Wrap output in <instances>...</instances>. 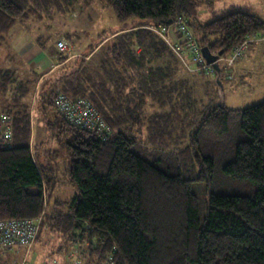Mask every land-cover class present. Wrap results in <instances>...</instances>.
I'll list each match as a JSON object with an SVG mask.
<instances>
[{"label": "trees", "instance_id": "trees-1", "mask_svg": "<svg viewBox=\"0 0 264 264\" xmlns=\"http://www.w3.org/2000/svg\"><path fill=\"white\" fill-rule=\"evenodd\" d=\"M79 1L87 7L94 2L0 0V49L7 47L0 55V220L43 215L37 241L45 229L66 235L72 244L80 242L88 264H264V98L243 109L228 108L224 98L207 100L222 90L221 60L220 75L215 71L201 84L193 72L186 74L185 64L196 73L204 70L186 52H176L185 44L175 27L169 29L174 19H184L201 46L222 52L221 59L261 34L264 19L235 6L216 12V0H104L122 25L102 31L87 51H75L69 33L52 41L36 36L42 49L58 56L57 68L42 73L11 50L17 25L66 15ZM203 5L212 10L206 21ZM61 40L68 50L59 49ZM62 96L88 100L107 132L70 122L57 105ZM5 116L14 133L11 144L3 138ZM234 117V133L242 138L217 162L214 155ZM34 118L71 155L67 177L77 188L72 198L51 201L57 180L37 160ZM176 125L189 126L188 134L175 133ZM184 136L190 142L177 152L187 176L180 166L164 170L133 150L142 141L152 149L170 148ZM196 162L201 173L194 178ZM218 165L255 188L249 194L209 193L202 219L193 181L213 176ZM5 258L0 255V264L11 263Z\"/></svg>", "mask_w": 264, "mask_h": 264}, {"label": "rangeland", "instance_id": "rangeland-1", "mask_svg": "<svg viewBox=\"0 0 264 264\" xmlns=\"http://www.w3.org/2000/svg\"><path fill=\"white\" fill-rule=\"evenodd\" d=\"M90 6H86V3L79 1L77 9L68 12L66 15L55 12L53 17H46L43 21L32 20L28 25L19 24L10 32V46L11 50L17 52L13 48L12 43L15 34L26 28L29 31L34 30L38 36H42L47 41L48 35L51 36V40L57 39L60 35H67L68 33L72 37V45L75 51L85 52L91 44L98 42L99 34L104 30L114 32L119 28L122 23L117 19L116 13L107 6L104 0H93ZM229 6H235L238 9L255 13L264 19V0H216L215 10L220 12L224 9H228ZM212 10L207 6L201 7V19L206 21L211 19ZM28 27V28H27ZM59 34V35H58ZM261 38L254 41L253 45L249 46L248 51L243 59L237 62L231 73H228L230 68L227 65L226 58L221 60V65L224 69V78L221 81V91L214 90V95L207 97H213L216 101L222 103L225 99V105L228 108H245L262 101L264 98V31L258 34ZM68 36V35H67ZM61 37V36H60ZM63 37V36H62ZM52 42H49L51 44ZM5 47V46H4ZM7 47L0 49V55H5ZM4 52V53H3ZM15 54V53H14ZM18 54V53H17ZM12 55V54H11ZM3 61V60H1ZM241 63V64H240ZM188 66V64H187ZM185 64L186 74L193 72L195 78L204 84V81L208 78H213L214 74L196 73L194 66H188ZM225 66H228V71ZM241 68V69H239ZM185 72V70H184ZM232 75V76H231ZM209 76V77H208ZM220 94L222 97H220ZM35 120V134H33L32 143L38 146V152L40 155L39 160L44 165L49 173L56 177V184L54 190V199H69L74 197L77 192L75 184H73L69 177H67V167L71 160V155L68 150L55 139L48 136V133L43 131L42 124H38ZM236 120L231 122V129L223 133L220 150L214 155L217 162L221 161L224 154L231 150L235 141L241 140V136L238 133H234L236 128ZM189 127V126H188ZM188 127L178 128L176 125L175 133L182 132L186 135L189 130ZM179 129V130H178ZM214 132V131H213ZM214 134H217L214 132ZM239 138V139H238ZM211 141L217 142V135H211ZM190 142V137L184 136V138L177 139L173 146L170 148L154 147L153 149L145 144L143 141L135 146L133 150L144 155L146 158L155 161L162 169H171L173 171L179 170L180 160L177 150L184 148ZM47 151L53 152V155L44 153ZM197 174L194 178L200 176L201 165L195 163ZM185 176L182 166L179 167ZM193 190L198 195L200 201V217L205 218L208 211V198L211 192L218 193H232V194H249L255 188V186L248 180H241L234 178L227 174L220 165L216 167V172L213 176L207 173L206 178L202 180L193 181ZM54 207V204L52 205ZM65 211V208H64ZM73 239L68 238L66 235H62L57 232H51L49 229H45L42 233V238L37 241L32 249H19L18 251L7 253L6 260L11 261L10 264H21L25 260L29 264H88L87 257H84V250L82 246H79V241L72 244ZM88 241L83 245V248L87 246ZM88 247V246H87ZM69 249V251H68ZM69 252V253H68Z\"/></svg>", "mask_w": 264, "mask_h": 264}, {"label": "built area", "instance_id": "built-area-1", "mask_svg": "<svg viewBox=\"0 0 264 264\" xmlns=\"http://www.w3.org/2000/svg\"><path fill=\"white\" fill-rule=\"evenodd\" d=\"M171 27L169 29H174V27L181 34V42L185 44L184 47L178 46L176 52L183 56L185 52L190 55L191 62L195 64L196 67L204 70L205 74H215V67L212 63L207 62L205 55L202 52V46L199 43L196 34L188 29L184 19L176 18L173 20ZM264 37V36H263ZM258 34H253V36H248L240 45L234 47L230 55L226 58L227 65L230 69L235 67L236 63L241 61L246 55L249 46L254 44V41L260 39ZM59 49L68 50V44L64 40L58 42ZM221 58L220 60H222ZM232 76V75H231ZM58 107L62 114L70 122L90 129L93 131H98L101 135L106 133L108 127L101 115L97 112L96 108L92 106L88 100L82 98L78 101L72 99H66L62 96L59 101H57ZM5 123V129L2 131L3 138L7 141V144H11L13 139V130L11 123H9L8 118L5 116L3 118ZM43 215L39 218H6L0 220V255H7V253L18 251L19 249H27L30 251L33 245L37 242L39 234L42 229ZM21 264H29L25 260Z\"/></svg>", "mask_w": 264, "mask_h": 264}, {"label": "crops", "instance_id": "crops-1", "mask_svg": "<svg viewBox=\"0 0 264 264\" xmlns=\"http://www.w3.org/2000/svg\"><path fill=\"white\" fill-rule=\"evenodd\" d=\"M36 32L21 28L14 37L12 47L24 58L32 67H37L42 73L51 71L61 63L56 53L42 49L36 39ZM241 64V63H240ZM241 69V68H239Z\"/></svg>", "mask_w": 264, "mask_h": 264}, {"label": "water", "instance_id": "water-1", "mask_svg": "<svg viewBox=\"0 0 264 264\" xmlns=\"http://www.w3.org/2000/svg\"><path fill=\"white\" fill-rule=\"evenodd\" d=\"M202 52H203V55H205V58H206L207 62L212 63L213 66L216 69V73L220 75V73L222 71V66H220L219 62H220L221 55H223L222 52H219V54H214V53H212V51H211L209 46L208 47L204 46L202 48ZM221 81H222V79L220 77L218 79V83H219L220 86H221Z\"/></svg>", "mask_w": 264, "mask_h": 264}, {"label": "bare ground", "instance_id": "bare-ground-1", "mask_svg": "<svg viewBox=\"0 0 264 264\" xmlns=\"http://www.w3.org/2000/svg\"><path fill=\"white\" fill-rule=\"evenodd\" d=\"M171 21H172V19H171Z\"/></svg>", "mask_w": 264, "mask_h": 264}]
</instances>
